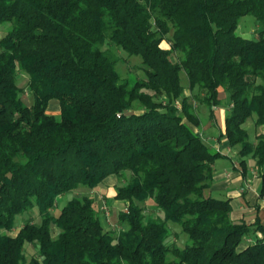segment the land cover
Wrapping results in <instances>:
<instances>
[{"label": "trees", "instance_id": "1", "mask_svg": "<svg viewBox=\"0 0 264 264\" xmlns=\"http://www.w3.org/2000/svg\"><path fill=\"white\" fill-rule=\"evenodd\" d=\"M248 14L263 26L254 38L237 33ZM0 25V264H264V224L207 195L221 153L191 127L193 100L213 114L224 89L223 136L242 164L255 159L264 196V131L253 142L244 127L253 115L264 126V0H0ZM117 49L142 59L145 78L121 75ZM111 174L128 209L117 232L86 192ZM149 203L162 214L147 217ZM32 210L41 222L10 234Z\"/></svg>", "mask_w": 264, "mask_h": 264}, {"label": "crops", "instance_id": "2", "mask_svg": "<svg viewBox=\"0 0 264 264\" xmlns=\"http://www.w3.org/2000/svg\"><path fill=\"white\" fill-rule=\"evenodd\" d=\"M166 47V46H165ZM231 106V105H230ZM230 108L226 112L214 107L213 118L202 117L200 110L197 108L200 119L199 126L191 125L192 129L207 138L208 145L212 152L216 151V146L222 149L221 156L216 159L213 168V181L210 185L211 192L220 194L223 197L232 198L231 217L235 220L247 219L249 222L259 217L264 224V196L260 193L261 180L256 166V161L253 157L245 164L241 163V158L237 154V148L232 147L223 133L225 132L226 113H229ZM121 184V179L116 174L107 176L97 187L88 191L87 194L94 197L96 208L99 210L102 222L106 229H111L123 224L116 217V211L125 209V203L116 198L117 186ZM85 191V188H84ZM106 202L109 209L114 212V215H107L103 210V203Z\"/></svg>", "mask_w": 264, "mask_h": 264}, {"label": "rangeland", "instance_id": "3", "mask_svg": "<svg viewBox=\"0 0 264 264\" xmlns=\"http://www.w3.org/2000/svg\"><path fill=\"white\" fill-rule=\"evenodd\" d=\"M240 22L241 23H239L237 33L242 35L243 37H246V38L257 37L259 31L263 28V26L259 22H257L256 18L252 14H248V15L243 16L240 19ZM4 29L5 28L2 25H0V35H1V33H3L2 31H4ZM162 44H163V46H166V47H169V45H170V43L167 40H165ZM105 47H107V45H105ZM117 54L119 57L117 69L119 70V72L121 73V75L124 78L129 79L132 82H134L140 78H145V72L141 67L142 59L138 55L137 56H135V55L130 56L126 52H123L122 49H117ZM17 78H18L17 79L18 85L23 89L22 99L27 104H29V105L32 104L33 103V97L31 95L30 91L28 90V80H29L28 75L24 72H19ZM180 79H181V83L183 85H188V78H187L186 72L184 70L181 71V78ZM185 93H186V95L190 96V94H192V90L186 89ZM220 98H221V103H220V105H217V107L222 112L223 111L226 112L230 108V105H231L230 96L224 89H221L220 90ZM193 101H194L195 106L200 110L199 112H201L203 118H204V116H206L208 118H213L211 116L212 113H211V110H210L208 105H206L204 103H200L196 100H193ZM180 105H181V103H179V106ZM48 110L50 113L58 114L60 112L59 111L60 110L59 102L57 100H52L50 105H49ZM226 114H227L226 115V117H227L229 115V113H226ZM256 117L257 116H255V115L250 116V118L244 124V127L247 130H249L248 132L250 135V139L253 142H255L257 140L258 133L264 131V126H257L256 125V123H255ZM250 157L248 156L247 159L249 160ZM82 192L76 190V191L69 192V193H66V194L60 196L58 199V203H59L58 212H59V210H61L62 206H64L66 204L68 199H70L74 195H77V196L81 195ZM207 195H210V196L212 195V196L218 197V198L223 197L218 193H215V192L212 193L211 190H207ZM125 207H126V205H125ZM145 209H146L147 217H155L160 213L162 214L161 210H159L160 212L157 211L150 203L145 204ZM55 212H57V210ZM109 212H110L111 216L114 215V212L112 210H110ZM120 212L121 211H119V210L116 211V215H117V213H120ZM30 219L36 223L41 222V220H40L41 218L39 216V213L36 210H32L30 212L20 214L17 216L16 227H15L16 229L9 231V233L15 234L16 230L21 225H23L27 220H30ZM169 227H170V229L172 228L171 236L169 238V243H171V244L175 243V244H178V246H180V247H184L185 244H187L189 241L188 235L182 231L181 226L177 223L169 222ZM111 228H112V231L117 232L122 227L117 224V226H115V227L113 226ZM108 230H111V229H108ZM25 251H26V255H27L28 259H31L33 256L37 255L36 247L31 243L26 244Z\"/></svg>", "mask_w": 264, "mask_h": 264}, {"label": "built area", "instance_id": "4", "mask_svg": "<svg viewBox=\"0 0 264 264\" xmlns=\"http://www.w3.org/2000/svg\"><path fill=\"white\" fill-rule=\"evenodd\" d=\"M201 136H203V135L201 134ZM205 139L208 140L207 138H205ZM216 151L222 153L221 152L222 151L221 147L220 146H216ZM103 210L105 211V214L107 215V217H109V215H110V212L109 211L110 210H109V206L107 205L106 202L103 203ZM124 210L125 211H128L127 208H125Z\"/></svg>", "mask_w": 264, "mask_h": 264}]
</instances>
